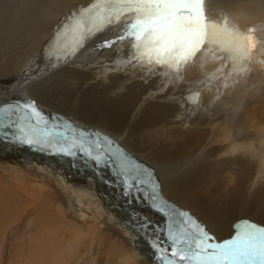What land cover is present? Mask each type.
I'll list each match as a JSON object with an SVG mask.
<instances>
[{"label":"bare ground","instance_id":"1","mask_svg":"<svg viewBox=\"0 0 264 264\" xmlns=\"http://www.w3.org/2000/svg\"><path fill=\"white\" fill-rule=\"evenodd\" d=\"M93 2L0 0V242L23 223L0 264H164L173 210L215 242L242 221L264 227V0H204L209 21L227 17L259 41L235 66L208 44L179 70L137 59L132 39L119 40L132 12L42 65L56 33ZM29 103L49 140L82 139L92 157L28 143ZM121 152L149 183H125Z\"/></svg>","mask_w":264,"mask_h":264},{"label":"snow or ice","instance_id":"2","mask_svg":"<svg viewBox=\"0 0 264 264\" xmlns=\"http://www.w3.org/2000/svg\"><path fill=\"white\" fill-rule=\"evenodd\" d=\"M132 12L133 21L124 26L123 41L132 39L131 47L137 59L153 60L173 70L191 61L205 44L215 46L217 52L225 54L234 66L243 59H250L251 52L259 42L250 34H243L229 28L227 17L222 24L207 19L204 0H94V2L69 17L67 23L56 33L50 42L48 57L65 58L83 47L85 41L97 31H102L113 18ZM249 29V32H254ZM30 110L25 119L35 120L29 123L25 132L28 143H50L52 132L47 121L34 103L21 106ZM0 112L6 110L0 109ZM81 133V137H83ZM110 144L111 141H108ZM79 145L80 149L92 157V147H85L83 140L72 138L70 147ZM97 154L93 157L100 161L104 145L95 142ZM67 151V149H64ZM115 156V154H112ZM118 167L125 173V183L131 179L137 184H147L140 169L134 166L124 153L119 154ZM131 187V185H128ZM156 196H152L155 202ZM166 206V202H161ZM167 231L171 259L163 256L164 264H264V227L242 221L235 234L222 242H215L202 226L185 212L173 210ZM168 253V249H161Z\"/></svg>","mask_w":264,"mask_h":264},{"label":"rangeland","instance_id":"3","mask_svg":"<svg viewBox=\"0 0 264 264\" xmlns=\"http://www.w3.org/2000/svg\"><path fill=\"white\" fill-rule=\"evenodd\" d=\"M50 59V57H48L47 55H46V53H45V55L43 56V58L42 59H40V63L42 62V60H45V61H43V63H42V65L44 64V66L45 65H47V64H49V63H51V62H48V60ZM46 63V64H45ZM34 65H35V63L34 64H32V65H30L29 66V73L26 75V81H28V83H29V80L31 79V77H32V75H30V73L31 74H33L32 72H33V69H34ZM43 66V67H44ZM25 81V82H26ZM27 88L29 87V84L26 86ZM27 88H25V89H27ZM24 90V89H23ZM23 90H21V92L23 91ZM256 105H262V104H256ZM48 129H50V128H48ZM9 131H10V135H14V133H12V129H11V127H10V129H9ZM54 131H56V130H54ZM71 131H76V130H72V129H70L68 132H70V133H72L73 134V132H71ZM77 133H79L80 135H81V132H77ZM58 140H62V139H59V138H55L54 137V139L53 138H51L50 139V141H51V147L50 146H48V148H53V149H55L56 151H58V152H61V153H69V152H72V153H74V152H77L76 150H75V148H78L77 146L76 147H70V145H71V142H72V138H68L67 136H66V138H63V140L62 141H58ZM65 141V142H64ZM56 144V145H55ZM70 144V145H69ZM54 145V147H52ZM94 146H95V144H94ZM63 149H67V151H65V150H63ZM94 151H95V149H93ZM103 155H105L106 156V154H103ZM71 155L69 156V159H71ZM77 164L78 165H80L81 163L80 162H77ZM82 166H83V163L81 164ZM107 172H109L108 170H106ZM110 174V173H109ZM112 176L116 179V181H114L115 183L116 182H119L120 180L118 179V177H116V175L115 174H112ZM124 181H125V179H123ZM128 182H132V180H130V181H128ZM117 185H122L120 182L119 183H116ZM120 188H122V187H120ZM123 189V188H122ZM121 189V190H122ZM125 189V188H124ZM115 191V192H114ZM113 192H114V194H116V196H119V197H122L120 194H119V192L117 191L116 192V189L114 190ZM129 195H131V194H129ZM123 198L124 197H122V202L123 203H125L126 204V201L125 200H123ZM132 200V199H131ZM128 201V203L129 204H131V205H133V203H131L129 200H127ZM133 202V201H132ZM20 224H22L23 225V223H19V224H15L14 226H12L11 228H9L8 229V231H6V233H5V235L2 237V240H1V242H0V250L2 251V254H4L6 257L7 256H9V252H10V250H11V246L13 247V245L15 244V242H16V238H17V236L16 235H18V231H19V227H20ZM162 254V256H165V255H167L168 256V258L169 259H171L172 257H171V255L170 254H164L163 252L161 253ZM3 255V257L4 258H6L5 256ZM99 255V254H98ZM83 258L82 259H80L79 261H78V263L77 264H87V261L86 262H83Z\"/></svg>","mask_w":264,"mask_h":264}]
</instances>
